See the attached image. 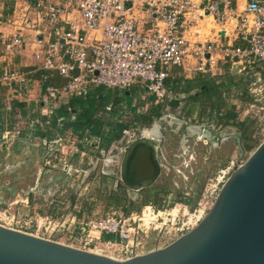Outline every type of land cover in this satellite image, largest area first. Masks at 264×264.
<instances>
[{
  "label": "built area",
  "instance_id": "1",
  "mask_svg": "<svg viewBox=\"0 0 264 264\" xmlns=\"http://www.w3.org/2000/svg\"><path fill=\"white\" fill-rule=\"evenodd\" d=\"M238 1L20 0L7 21L16 29L11 34L0 33L2 83L11 88L13 99L25 100L29 78L15 66L13 59L31 41L35 45L33 57L37 67L65 80L62 85L49 84L45 88L42 100L52 108L72 97H86L98 87L140 89L155 95L157 104L164 103L173 97L165 83L172 66L183 67L187 74H214L223 60L231 68L240 63V75L252 76L256 68L264 69L261 66L264 65V0H244L243 9H238ZM209 15L222 26L218 37L229 40L233 37L245 46L229 41L190 39L189 31ZM232 23L234 29L229 33L226 26ZM254 84L260 86L258 91L252 87ZM252 85L249 93L253 101L245 107L236 106L238 119L252 118L256 102L264 99L261 74ZM137 100L134 98V104ZM42 111L46 112L44 108ZM239 165L223 171L193 211L187 200L176 204L177 212L172 209L165 216L154 205L129 214L112 211L86 224L78 221V232L71 228L76 216L68 226L66 221L59 224L41 218L43 223L38 225L36 233L23 230L22 225L19 227L22 220L15 216L12 221L0 224L47 239L65 231L71 241L67 245L116 259H129L157 249L145 250L147 239L153 235L160 241L173 234L168 245L195 227L212 207L222 184ZM104 235L113 237L104 239Z\"/></svg>",
  "mask_w": 264,
  "mask_h": 264
},
{
  "label": "rangeland",
  "instance_id": "2",
  "mask_svg": "<svg viewBox=\"0 0 264 264\" xmlns=\"http://www.w3.org/2000/svg\"><path fill=\"white\" fill-rule=\"evenodd\" d=\"M200 24L197 30L201 33L208 34L212 28H221L211 16ZM226 27L230 31L233 29L232 24ZM256 70L252 76L240 75L236 68L233 69L235 74L226 70L228 76L223 75L222 79L218 74L207 75L191 90H184L179 105L159 107L161 113L158 115H151L156 106H152L150 99L145 102L147 105L143 102L137 104L136 109H130L124 101L111 108L101 107L97 113L101 133L97 136L90 135L89 130L65 128L62 119L55 118L56 111L52 105H43L48 108L46 118L40 116L38 122L36 117L32 118L36 113L33 108L21 107L18 116L0 126V223L10 222L15 216L22 220L19 227L22 225L23 230L36 233L38 225L43 223L41 218L59 224L66 221L65 226H68L76 216L71 228L78 232V221L86 224L112 211L125 212L123 204L129 212H141L147 205H154L165 216L176 208V204L187 200L193 211L206 189L217 183L223 171H231L237 164L245 162L253 150L241 155L231 138L216 145L198 135H191L184 122L213 125L215 131L220 130L225 125L224 121L218 109L210 110L207 92L212 95L219 89L226 92L222 97L234 110L235 98L227 92L235 88L244 90L245 87L249 92L260 74L264 80V71L260 67ZM252 87L257 91L260 89L258 84ZM194 93H199L198 101H192ZM168 115L179 117L182 124L176 127ZM246 117L230 122L237 125L236 131L242 134L243 142L257 147L264 140V99L256 102L252 118ZM157 118L160 127L156 132L160 130L163 135L159 147L163 164L161 174L150 187L137 191L129 189L120 179L119 161L117 163L119 150L127 144L125 132L139 136L141 129L152 127ZM226 129L230 131L229 126ZM114 144L116 149H112ZM110 152L113 156L111 166L105 162ZM115 196L122 198L121 203L109 204L110 198ZM66 234L61 231L49 237L69 244L71 241ZM172 237L173 234L158 241L153 235L147 239L145 250L164 247Z\"/></svg>",
  "mask_w": 264,
  "mask_h": 264
},
{
  "label": "water",
  "instance_id": "3",
  "mask_svg": "<svg viewBox=\"0 0 264 264\" xmlns=\"http://www.w3.org/2000/svg\"><path fill=\"white\" fill-rule=\"evenodd\" d=\"M201 127L216 145L231 138L241 155L253 151L190 231L164 247L116 259L0 224V264H264V140L254 147L243 142L241 133L223 136L213 125ZM162 138L159 130L156 140L143 136L127 146L119 171L127 188L141 190L157 181Z\"/></svg>",
  "mask_w": 264,
  "mask_h": 264
},
{
  "label": "crops",
  "instance_id": "4",
  "mask_svg": "<svg viewBox=\"0 0 264 264\" xmlns=\"http://www.w3.org/2000/svg\"><path fill=\"white\" fill-rule=\"evenodd\" d=\"M18 1H20V0H0V33L4 32L5 34H11L16 29L14 26L9 24L7 21L11 17V15L13 14L15 5ZM28 1L34 2L35 0H28ZM237 5H238V9H243V7L245 6V1L239 0ZM207 18H210V15L203 18L202 20H200L199 23L189 31V38L190 39L200 40V41H204V40L218 41V40H220V41H223L224 43H227V41H229L231 44L245 46V43L239 39L235 40L233 37H231L229 40L226 37H218L217 32L222 29V26H220L216 22V19H214L213 17H212L213 21L217 25H219L221 28L220 29L212 28V29H210V33H208V34L207 33H201L197 29L201 27L200 23L205 22V19H207ZM148 26H149L148 24L145 25V27H148ZM232 26L234 29L233 23H232ZM233 29H232V31H233ZM227 31H229V33L232 32V31L228 30V28H227ZM34 49H35V45L31 41L27 45L25 50L22 52V54L16 55L13 59L15 66L17 68H19L20 70L24 71L29 78V82L27 84V95H26V98L24 101L13 99L11 96V94H12L11 88L8 85H5L4 83H2L1 77H2V73H3L4 63H2V61L0 59V126L5 125V123H8V120H12V117L18 116L20 113L19 112L20 108L21 107L24 108L26 105L29 106L30 108H33V112L36 111V113L32 114V118L36 117V121L38 122L39 121L38 118L40 116H42V118L44 116H46V112L42 111L43 108L45 110L48 109L46 107H43V105L45 103L42 100L43 95L45 93V88L47 87V85H49V84L62 85L65 83V80L62 77L58 76L57 74L52 75V74H50V71L44 70V69H39L37 67L36 61L34 60V57H33ZM191 63H194L193 60H191ZM225 67H227V68H225ZM226 70H230L232 72L233 68H231V64L229 62H225L223 60L219 61L218 68L214 72V74H211V73L204 74L201 72H195V73L192 72L190 74H187V72H185L183 70V67L172 66L171 67V75H170V77H168V79L166 80L165 83H166L168 90L170 92H173L174 95H172L173 97H171L169 100L165 101L164 103H160V104H157L155 102V99H156L155 95H153V94L149 95L146 91L140 90V89H132V90L128 91V90L106 89L104 87H98V88L94 89L90 93V95H88L86 97H89V96L99 97V99L102 101V102L100 101V105H102V106H100L98 108V111L101 109V107L105 106V107L111 108L113 105H115L119 102L122 103L123 101L127 103V105L130 107V109H132V108L136 109L137 104H139L141 102L145 103L148 99H150L152 101V106H156V107L158 106V107L163 108V107H166L168 104L174 105V103H175L174 106H177L180 103L181 94H184V90H186V91H188L189 89L191 90L193 85L198 84L207 75L208 76H214V75L218 74L219 78L222 79L223 75L228 76V73ZM263 71H264V69H263ZM233 74H235L234 71H233ZM263 75H264V73H263ZM12 87H16V85L13 84ZM216 88L219 89V85H216ZM205 89L206 88L204 87L203 91H206ZM232 90H231V92H227V95H229L231 98L232 97L235 98V102L233 103L234 104V110L232 109V106L230 107L228 105V102L226 100H224L222 97L223 94H225L226 92L224 93L220 89L218 91L216 90L214 95H212V93H210L209 91L207 92L208 97L210 99V101H209L210 110L213 108L218 109L220 118L224 121V124L229 125V127L237 126L234 124V122H230L232 119L237 118V114L235 112L236 106L238 104L244 105L245 103L249 102L252 99L251 95L247 91V87H245L244 90H240L237 88H235L233 91ZM142 92H146L148 95H146V94L143 95ZM104 95H106L108 97V99L106 101H103ZM142 96H145L146 98L141 99ZM212 96H213V98H212ZM86 97H81V98H86ZM129 98H131V100ZM134 98L138 99L135 104H134ZM71 99H69L66 103L64 102V103H60L59 105L54 106L53 107L54 110L56 111L61 105L67 104ZM191 99H192V101H198L199 100V93H194L193 95H191ZM145 105H147V103H145ZM37 110H39V111H37ZM98 111H97V113H98ZM234 112H235L236 117L234 115ZM97 113L95 115V118H97ZM229 115H232L233 118L231 120H229V122L227 123L226 119ZM44 118H46V117H44ZM243 122H245V121H243ZM0 128H2V127H0ZM82 130H84V129H82ZM86 130L90 131V129H86ZM235 132L237 133L236 129H235ZM90 135H94V134H92V132H90ZM94 136H97V135H94Z\"/></svg>",
  "mask_w": 264,
  "mask_h": 264
},
{
  "label": "trees",
  "instance_id": "5",
  "mask_svg": "<svg viewBox=\"0 0 264 264\" xmlns=\"http://www.w3.org/2000/svg\"><path fill=\"white\" fill-rule=\"evenodd\" d=\"M107 99L108 97L104 95L103 101H106ZM100 101L101 100L99 99V97H96V96H89L86 98L73 97L67 104L61 105L56 110L57 113H56L55 118L56 119L61 118L62 123L64 124L65 128L71 127L74 130L90 129V132H92V134L100 135L101 128L98 124L97 118H95L98 108L102 106L100 105ZM159 113H161V111H159V107L157 106L156 109H154V111L151 113V115L152 116L158 115ZM232 118L233 116L229 115L226 119V122L228 123L229 120H231ZM150 120H152V117L150 118ZM244 124L245 123L242 122L243 126ZM121 201H122V198L115 196V197L110 198L109 204L116 205V204L121 203ZM122 207L127 214L130 213L129 210L125 209L124 204L122 205ZM110 237H113V236L104 235V239H109Z\"/></svg>",
  "mask_w": 264,
  "mask_h": 264
},
{
  "label": "bare ground",
  "instance_id": "6",
  "mask_svg": "<svg viewBox=\"0 0 264 264\" xmlns=\"http://www.w3.org/2000/svg\"><path fill=\"white\" fill-rule=\"evenodd\" d=\"M212 17V16H211ZM234 68H236L237 70H239V68H240V63H238V62H236L235 64H234V66H233V69ZM168 117H171L172 118V120H173V122L176 124V127H178L179 125H181L182 124V120H180V119H178V118H176V117H174L173 115H168ZM172 122V123H173ZM201 125H203V124H200V125H186V127H187V130H188V132H189V134H191V135H198L199 137H201V138H203V139H206V140H209L210 142L212 141L211 139H210V136H211V133L209 132V131H207V132H205V131H203L202 130V127H201ZM160 127V120L157 118L156 120H155V122H154V124H153V126L152 127H149V128H143V129H141V131H140V134H139V136H136V134L135 133H132V132H128V134H127V139H128V143L126 144V146H123L121 149H122V151H121V149L119 150V155H118V157H119V160H118V158H117V163H118V161H119V163H118V166H119V168H120V166H121V164H122V161H123V157H124V153H125V151H126V149H127V146L132 142V141H135L136 139H138L139 137H146V138H148V139H150V140H156V138H157V136H158V133L156 132V129L158 130V128ZM176 130V129H175ZM218 131H221V133H223V136H225V135H228V133L229 134H232V133H230V132H228L227 131V129H226V127H224V128H221L220 130H218ZM231 131V130H230ZM227 140V139H226ZM225 141V140H224ZM212 143H214V142H212ZM115 146H116V144H114L113 145V148L112 149H116L115 148ZM159 147H160V145H159ZM159 147H158V157H159ZM112 151V150H111ZM111 154V152L109 153V155ZM107 156L108 157V159L106 160L105 159V162H107V164H109L110 163V166H111V163H112V155H110V156ZM116 156V155H115ZM121 157V158H120ZM160 160V159H159ZM160 163H161V165H162V167H163V164H162V162L160 161ZM109 166V167H110ZM111 168V167H110ZM120 170V169H119ZM135 191H137V190H135ZM177 210H178V206L174 209V212H177Z\"/></svg>",
  "mask_w": 264,
  "mask_h": 264
},
{
  "label": "flooded vegetation",
  "instance_id": "7",
  "mask_svg": "<svg viewBox=\"0 0 264 264\" xmlns=\"http://www.w3.org/2000/svg\"><path fill=\"white\" fill-rule=\"evenodd\" d=\"M179 118V117H178ZM232 129H236V128H232V127H230V130L231 131H229L230 133H236V132H234ZM229 134V133H228Z\"/></svg>",
  "mask_w": 264,
  "mask_h": 264
}]
</instances>
